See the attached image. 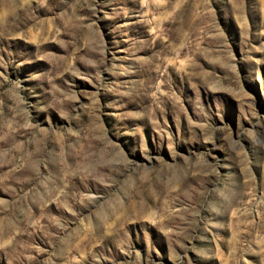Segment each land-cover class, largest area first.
I'll list each match as a JSON object with an SVG mask.
<instances>
[{
  "label": "rangeland",
  "instance_id": "obj_1",
  "mask_svg": "<svg viewBox=\"0 0 264 264\" xmlns=\"http://www.w3.org/2000/svg\"><path fill=\"white\" fill-rule=\"evenodd\" d=\"M0 264H264V0H0Z\"/></svg>",
  "mask_w": 264,
  "mask_h": 264
}]
</instances>
